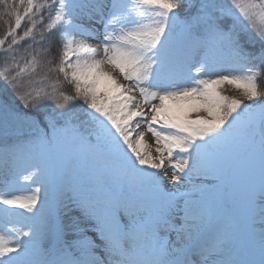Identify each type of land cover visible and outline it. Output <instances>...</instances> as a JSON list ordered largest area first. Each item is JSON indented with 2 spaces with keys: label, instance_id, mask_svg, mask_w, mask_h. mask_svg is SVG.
Returning a JSON list of instances; mask_svg holds the SVG:
<instances>
[{
  "label": "snow or ice",
  "instance_id": "1",
  "mask_svg": "<svg viewBox=\"0 0 264 264\" xmlns=\"http://www.w3.org/2000/svg\"><path fill=\"white\" fill-rule=\"evenodd\" d=\"M0 6V264H264V0Z\"/></svg>",
  "mask_w": 264,
  "mask_h": 264
},
{
  "label": "trees",
  "instance_id": "2",
  "mask_svg": "<svg viewBox=\"0 0 264 264\" xmlns=\"http://www.w3.org/2000/svg\"><path fill=\"white\" fill-rule=\"evenodd\" d=\"M184 9V7L181 8V10ZM4 9L2 6H0V38H3L6 32V27L8 23H14V20H9V18L7 16H5L4 14ZM181 17H186L185 13H180ZM26 23V22H25ZM24 27V25H22V28ZM241 43L244 44V47L258 55L260 52V45L259 43H256L255 45L248 43L246 39L242 38ZM19 49H21V51L23 50L24 47H26V42L22 43L21 45L17 46ZM50 78L51 79H55V74L54 73H50ZM262 85H264V81L261 82ZM4 87H7L6 85H3L2 83H0V100L2 102H4V104H8L10 107H12L15 110L21 111V112H28V116L30 120L35 119L37 122L41 121L42 119L44 120L47 116V113L49 111L54 112V110L59 111L58 109H54L53 107H49L46 111L43 112H39V113H35L32 112L30 110H26L20 107V102L19 101H15L13 100L11 93L9 92L8 94H5L2 89ZM64 91H70V86L65 85L64 86Z\"/></svg>",
  "mask_w": 264,
  "mask_h": 264
},
{
  "label": "rangeland",
  "instance_id": "3",
  "mask_svg": "<svg viewBox=\"0 0 264 264\" xmlns=\"http://www.w3.org/2000/svg\"><path fill=\"white\" fill-rule=\"evenodd\" d=\"M82 2H87V0H82ZM221 3H227V0H220ZM180 13H185V16H188L189 15V11H186L185 8L184 9H179L178 10ZM185 17H181V19H183ZM244 39L247 40V37H244ZM225 94L227 95H231V96H235V97H240L241 96V93L236 91L235 89H233L231 86H226V92ZM247 103V101H245ZM77 103H82V102H77ZM0 104H4V102H2L0 100ZM57 110H54V112H51L49 111L47 113V116L46 118L48 119H53V120H62V118L60 116L57 115ZM80 118H82L81 116V113L79 110H77V113H76V116L73 118V123H79L80 121ZM27 119L29 121H31L29 119V117H27ZM43 120V119H42ZM18 133L17 132H10L7 139H10L12 141H15L17 138H18ZM5 137L3 135H0V146H2V142L4 141ZM146 139L149 141L150 144H153L154 146V141L151 137V134H148ZM169 176H170V172H169ZM10 178V177H9ZM4 179V177L2 175H0V182H2ZM165 186L169 189H171L173 187V185L171 183L168 182V180L165 181ZM0 187H2V183H0ZM217 220L219 223H223V220H224V213H223V210H218L217 211ZM86 226V225H84Z\"/></svg>",
  "mask_w": 264,
  "mask_h": 264
}]
</instances>
